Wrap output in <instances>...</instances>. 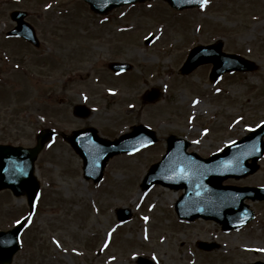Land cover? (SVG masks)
Listing matches in <instances>:
<instances>
[{
    "label": "rangeland",
    "instance_id": "rangeland-1",
    "mask_svg": "<svg viewBox=\"0 0 264 264\" xmlns=\"http://www.w3.org/2000/svg\"><path fill=\"white\" fill-rule=\"evenodd\" d=\"M17 8L28 12L39 48L2 39ZM150 34L153 41L144 44ZM218 40L224 52L253 62V70L214 82L211 64L179 71L192 47ZM0 44L8 47L0 50V142L32 146L42 128L70 133L89 126L113 139L139 123L158 137L112 157L97 184L84 180L67 143L50 141L35 162L40 193L13 264H138V257L153 264H264V200H246L254 220L224 232L213 220L176 217L182 189L140 188L169 135L188 139V150L206 157L264 121V0H208L183 9L145 0L103 15L83 0H0ZM113 61L130 69L113 73ZM151 87L161 96L142 102ZM82 103L90 114L72 115ZM223 183L264 186V156L255 173ZM119 208L130 212L127 221L116 219ZM27 213L25 196L0 192V226ZM197 241L218 245L204 251Z\"/></svg>",
    "mask_w": 264,
    "mask_h": 264
},
{
    "label": "water",
    "instance_id": "water-1",
    "mask_svg": "<svg viewBox=\"0 0 264 264\" xmlns=\"http://www.w3.org/2000/svg\"><path fill=\"white\" fill-rule=\"evenodd\" d=\"M90 7L100 13L128 3L142 0H85ZM172 6L182 8L201 4V0H167ZM24 12L15 11L12 17L16 27L9 33L24 37L37 44L33 28L23 20ZM151 37L146 39L150 42ZM211 62V77L229 70L250 69L251 65L237 55L221 52V43L196 47L188 55L181 71H191L196 65ZM113 70H123L129 64L113 62ZM159 95L157 89L147 91L143 99L152 101ZM77 114H84L81 107ZM133 131L121 135L115 140L100 138L94 128L73 131L63 136L82 159L83 175L94 182L101 179L107 160L115 154L130 152L156 141L152 130L143 125L134 126ZM54 132L42 129L36 136V144L32 147L0 144V189L10 188L15 195L26 194L29 205L38 192V182L33 174L34 161ZM264 123L249 134L232 144L226 145L221 152L207 158L185 151L188 143L181 138L169 136L166 152L162 158L152 164L147 171L141 187L150 188L161 184L169 188H183L184 192L175 203V211L179 218L194 219L202 217L214 219L224 229L242 226L253 217V211L244 203L245 198L251 200L264 198V187L223 185L228 177H241L253 173L257 169V161L264 152ZM118 219L126 220L128 212L117 210ZM23 223L13 229L0 233V244H7L5 251H0V260H10L19 248L17 236ZM204 249H211L214 244L198 242ZM5 256L4 258H2ZM141 264H149L140 259Z\"/></svg>",
    "mask_w": 264,
    "mask_h": 264
},
{
    "label": "flooded vegetation",
    "instance_id": "flooded-vegetation-1",
    "mask_svg": "<svg viewBox=\"0 0 264 264\" xmlns=\"http://www.w3.org/2000/svg\"><path fill=\"white\" fill-rule=\"evenodd\" d=\"M9 18H10V21H11V24H12L9 28H11V27L14 25V22L11 20L10 13H9ZM3 37H4V38H2V39H3L4 41H5V40L9 41V39H17V40H21L22 43H25L26 45H30V46H32V45L29 44L28 42L22 40V38H17V37H6V36H3ZM7 49H8V47H7L6 45L0 44V50H4V51H6ZM6 52H7V51H6ZM13 221H14V220L10 221L9 223L5 222V223L3 224V226H0V231H4V230H7V229L11 228V227L14 225V224H13ZM52 241H54V240H52ZM57 241L61 244V242L59 241L58 238H57ZM6 249H7L6 245H4V244H0V250L5 251ZM59 249L63 252V254H66V251H65L64 248H62V247L59 246ZM15 256H16V254L13 256V258H12L10 264H13V261H14V257H15ZM0 264H2V263H0ZM38 264H43V262L40 261V262H38Z\"/></svg>",
    "mask_w": 264,
    "mask_h": 264
},
{
    "label": "snow or ice",
    "instance_id": "snow-or-ice-1",
    "mask_svg": "<svg viewBox=\"0 0 264 264\" xmlns=\"http://www.w3.org/2000/svg\"><path fill=\"white\" fill-rule=\"evenodd\" d=\"M208 3V0H201V7H203L204 5H206ZM145 220L148 219V217H144ZM16 223H20V221H17ZM111 235V234H109ZM57 245L59 246V242H57ZM260 251H264V249H260Z\"/></svg>",
    "mask_w": 264,
    "mask_h": 264
}]
</instances>
